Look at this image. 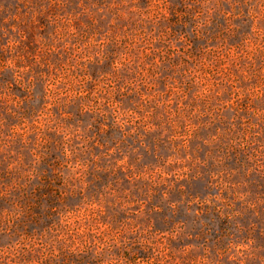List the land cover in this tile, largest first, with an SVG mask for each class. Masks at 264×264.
<instances>
[{"label": "rangeland", "instance_id": "rangeland-1", "mask_svg": "<svg viewBox=\"0 0 264 264\" xmlns=\"http://www.w3.org/2000/svg\"><path fill=\"white\" fill-rule=\"evenodd\" d=\"M0 264H264V0H0Z\"/></svg>", "mask_w": 264, "mask_h": 264}]
</instances>
